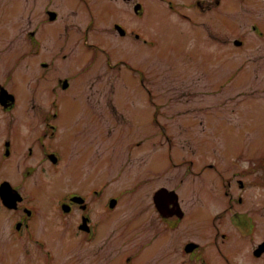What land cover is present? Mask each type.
<instances>
[{"label": "rangeland", "instance_id": "1", "mask_svg": "<svg viewBox=\"0 0 264 264\" xmlns=\"http://www.w3.org/2000/svg\"><path fill=\"white\" fill-rule=\"evenodd\" d=\"M134 1L129 9L122 0H0V50L14 52L12 61L26 55L19 58L24 67L52 61L51 86L58 77H74L68 89L52 94L61 102L57 133L116 138L88 182H79L87 171L76 169L78 159L65 146L66 169L78 178L57 179L60 168L42 177L51 194L37 189L25 203L35 211L29 228L14 229L18 213L0 201V264H128L127 255L133 264H243L231 245L220 243L219 228L230 227V215L218 225L240 194L248 207L235 205L236 211L264 202V185L255 184L264 177V43L254 34L243 47L234 42L245 26L264 19V0H173L176 10L168 0H141L142 17L134 14ZM47 9L57 11L55 27ZM113 21L136 26L140 39L121 37ZM51 28L62 29L57 38ZM32 50L40 53L31 57ZM54 52L61 53L52 59ZM38 76L28 72L29 90ZM137 139L143 146L130 147ZM237 178L249 183L246 191ZM90 186L101 195L90 209L96 235L87 238L78 228L80 212L61 220L52 195ZM162 186L179 193L184 218L159 215L153 195ZM109 195L118 200L113 209ZM189 241L200 247L186 253ZM252 264L264 261L252 258Z\"/></svg>", "mask_w": 264, "mask_h": 264}, {"label": "flooded vegetation", "instance_id": "2", "mask_svg": "<svg viewBox=\"0 0 264 264\" xmlns=\"http://www.w3.org/2000/svg\"><path fill=\"white\" fill-rule=\"evenodd\" d=\"M126 2H128V8L130 9L131 0H122L124 7H126ZM172 3L173 0H168V6L171 7L172 10H176L177 4L173 6ZM137 6L139 7L138 10L135 9ZM133 9L134 11H132L136 16H143L144 10L141 0L134 1ZM49 12L55 13L56 18L51 19ZM47 13L48 23L55 27V24L59 20L57 11H50V9H47ZM89 16L90 22L92 23L94 20L92 8H90ZM183 16L191 23L194 22L190 16ZM262 21H264V19ZM262 21L254 20L252 24L245 26L241 38L234 40L236 45L238 47L245 46V40L249 44L248 37L253 34L257 38L262 39L264 43V24ZM117 24H120L125 29V33L123 34L116 30L121 37L128 36L131 38L132 36H136V38L140 39V34L133 29L136 26H130L128 30L120 21H113L114 28H116ZM60 31H62V29L55 30L51 28L48 32L53 38H57V33ZM30 34L32 42L35 43L34 45H40V41L37 39L39 36L36 31L32 30ZM87 34L88 30L86 31V35ZM239 40L242 41L241 44L237 43ZM5 53L7 55H4ZM13 53L14 52H4V50H0V186L4 182H9L12 188L21 194L22 200L18 203L17 208L10 212L15 211L18 213L19 218L15 221V224L24 223L25 227L29 228L28 221L34 217L35 213H29L28 209H31L26 206L25 203L29 201V198L34 196L37 189L43 195L51 194L45 192L46 185H44L42 177H44L45 174L49 176L57 175L61 169V176L57 177V179L61 178V180H63L67 176H70L72 180L78 178V176L73 177L71 170L66 169V167L71 168V161L70 157L67 158L64 152L65 146L68 145L69 148H71L69 155L76 156L78 159L76 169H79L80 173L82 169H86L87 171L85 177L79 180V182H83L84 180L88 182L89 180L92 181V171L98 168L101 153L109 151L112 148L114 149L113 145H115L116 138L112 139L113 133H106L105 137H102L101 133H73V136H70L69 133H57L60 127L56 124V120H58L61 114V102L58 98L52 99V94L54 93V95H57L61 90L68 89L71 84L74 83V77H58L55 85L51 86V83L46 78V70L50 68L52 61L50 63L43 60L40 62L39 66L34 67L35 65H25L24 67L20 65L19 58L27 56L19 55L18 59L12 61L10 57ZM28 53L32 57L35 56V53H40V51L32 50L28 51ZM60 53L54 52L51 54L52 59L57 58ZM64 57H67V55L64 54ZM33 69L37 70L39 76L36 78L37 83H35V86L29 90L28 72ZM41 69H43V71H40ZM157 75L158 73H152V79L156 78ZM65 81L69 82L67 88L63 87ZM151 83H154V81ZM22 86L25 90H23ZM53 141H55V143H53ZM131 144L130 147L137 146L140 148L144 144V140L137 139ZM49 179L50 177L47 183ZM96 179V182H98V175H96ZM235 184L241 191H246L249 183L243 182L242 179L237 178ZM255 184L264 185V177L257 178ZM228 185L229 188L234 186L230 180L228 181ZM165 190L167 191H163L157 201V206L162 214L169 213L167 218H178L179 214L177 212L181 210L184 218L186 211L181 207L180 197L177 191L174 189ZM91 192L93 194L92 196ZM57 193L58 195L56 197L52 195V198L55 201L61 220L65 219L70 213L79 211V230L84 232L87 237L95 236L96 225L90 215V209L92 203L95 202L94 199L96 197L99 198L101 195L98 187L90 186L83 192H79L78 190L64 192L60 190L59 192L57 191ZM123 193L124 192L117 193L116 197H120ZM225 193L227 194V190ZM87 194L90 195L88 196ZM75 196H81L84 201L81 202L80 198H76ZM113 197L114 196L109 195L108 200ZM243 202L241 194L237 197L235 202L229 200L227 206L224 207L225 213L221 214V218L223 219L218 226H221L222 223L224 224L226 222L225 218L230 215L228 221L230 227H220L218 233L221 237L220 243L222 246L226 247L227 245H231L232 249L237 252V258H239L243 264H252V258L262 259L264 261V202L258 207L248 211H236L235 205L239 207L245 205L243 208L248 207L247 203ZM64 204H68V212L63 211L62 207ZM103 213H107V211ZM159 215L162 216L161 213H159ZM84 217L89 219L88 223L91 227L90 232L80 228ZM213 227L218 229L217 226ZM244 236L250 237L248 242L241 241V238ZM191 242L196 243L195 241ZM225 247L221 250V255L229 261ZM126 260L128 263H131L133 258L128 257Z\"/></svg>", "mask_w": 264, "mask_h": 264}, {"label": "water", "instance_id": "3", "mask_svg": "<svg viewBox=\"0 0 264 264\" xmlns=\"http://www.w3.org/2000/svg\"><path fill=\"white\" fill-rule=\"evenodd\" d=\"M138 6L135 8L136 10H138ZM50 18L54 19L56 18V14L53 12H50ZM117 29L120 31V33H124L123 29L120 26H117ZM63 87H67V82L65 81V83L63 84ZM161 192L158 191V193L156 194V196ZM0 197L2 199V202L4 203L5 206H7L8 208H16L17 207V203L18 201H20L22 198L20 196V194L15 191L12 186L8 183L5 182L1 185L0 187ZM116 204V200H111V206H114ZM64 209L66 211L69 210V207L67 205L64 206ZM82 229L86 228L85 224L83 226H81ZM196 247V244L190 243L187 246V251H191Z\"/></svg>", "mask_w": 264, "mask_h": 264}]
</instances>
